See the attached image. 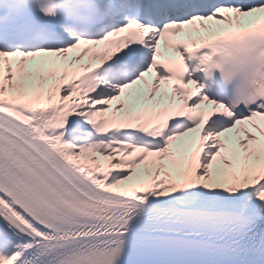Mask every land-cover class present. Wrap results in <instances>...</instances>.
Segmentation results:
<instances>
[{
  "label": "snow or ice",
  "instance_id": "snow-or-ice-1",
  "mask_svg": "<svg viewBox=\"0 0 264 264\" xmlns=\"http://www.w3.org/2000/svg\"><path fill=\"white\" fill-rule=\"evenodd\" d=\"M0 264H264V0H0Z\"/></svg>",
  "mask_w": 264,
  "mask_h": 264
}]
</instances>
